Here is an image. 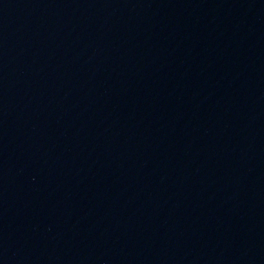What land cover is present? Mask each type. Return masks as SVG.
Wrapping results in <instances>:
<instances>
[{
	"label": "water",
	"instance_id": "obj_1",
	"mask_svg": "<svg viewBox=\"0 0 264 264\" xmlns=\"http://www.w3.org/2000/svg\"><path fill=\"white\" fill-rule=\"evenodd\" d=\"M0 264H264V0H0Z\"/></svg>",
	"mask_w": 264,
	"mask_h": 264
}]
</instances>
